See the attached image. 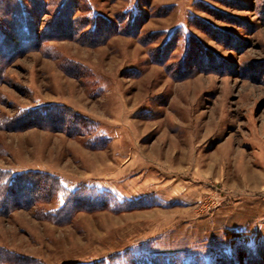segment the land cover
Listing matches in <instances>:
<instances>
[{"label": "rangeland", "instance_id": "1", "mask_svg": "<svg viewBox=\"0 0 264 264\" xmlns=\"http://www.w3.org/2000/svg\"><path fill=\"white\" fill-rule=\"evenodd\" d=\"M12 10L0 171L61 190L0 264H264V0H0V42Z\"/></svg>", "mask_w": 264, "mask_h": 264}, {"label": "trees", "instance_id": "2", "mask_svg": "<svg viewBox=\"0 0 264 264\" xmlns=\"http://www.w3.org/2000/svg\"><path fill=\"white\" fill-rule=\"evenodd\" d=\"M9 5V4H8ZM6 6V5H5ZM8 9V6H6ZM8 10H11L10 8ZM17 12L12 10V12L5 11L4 20L11 23V34H7L5 38H3L0 42L1 47H5L7 45H19V44H26L33 42L35 40V34L36 31L33 28V20L32 18L26 19L24 17L23 19L18 17L19 15L16 14ZM20 14V12H19ZM64 20V19H63ZM66 21V20H65ZM14 37H16V43L14 42ZM11 57V56H10ZM9 57V58H10ZM2 59L0 58V61ZM4 65L0 63V75L1 71ZM56 116H49L50 119L55 120ZM57 118V117H56ZM29 122L31 120H40L42 119L39 114H31L30 116L26 118ZM58 119V118H57ZM59 120V119H58ZM26 121V120H25ZM22 123H26V122ZM21 122V121H20ZM34 175V174H33ZM37 176V175H35ZM27 175L21 174L18 176H13L10 173H5L3 171H0V213L10 212L17 206H19V201L22 199V195L24 192L27 193L28 201L26 203L31 204L30 201L35 200L38 195L36 194H42L43 197H56V193H58L61 190V186L58 182L54 181V184L47 190L46 181H41V176H39L38 179H35L36 177L29 179H25ZM22 185H27L22 186ZM34 195V196H31ZM36 196V197H35Z\"/></svg>", "mask_w": 264, "mask_h": 264}]
</instances>
